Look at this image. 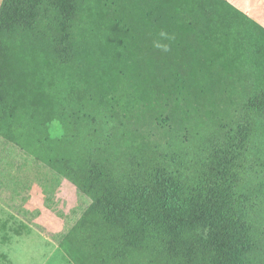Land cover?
I'll use <instances>...</instances> for the list:
<instances>
[{"label": "trees", "instance_id": "16d2710c", "mask_svg": "<svg viewBox=\"0 0 264 264\" xmlns=\"http://www.w3.org/2000/svg\"><path fill=\"white\" fill-rule=\"evenodd\" d=\"M0 138L88 200L72 264H264V28L224 0H2Z\"/></svg>", "mask_w": 264, "mask_h": 264}, {"label": "rangeland", "instance_id": "374dc122", "mask_svg": "<svg viewBox=\"0 0 264 264\" xmlns=\"http://www.w3.org/2000/svg\"><path fill=\"white\" fill-rule=\"evenodd\" d=\"M53 129L58 136V126ZM36 153L23 154L0 138V264H72L59 249L60 237L81 215L80 201L86 206L88 200L43 161L36 163Z\"/></svg>", "mask_w": 264, "mask_h": 264}, {"label": "crops", "instance_id": "0c3cea01", "mask_svg": "<svg viewBox=\"0 0 264 264\" xmlns=\"http://www.w3.org/2000/svg\"><path fill=\"white\" fill-rule=\"evenodd\" d=\"M264 28V0H224Z\"/></svg>", "mask_w": 264, "mask_h": 264}]
</instances>
